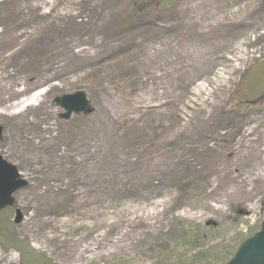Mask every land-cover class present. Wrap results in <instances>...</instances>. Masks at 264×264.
Returning <instances> with one entry per match:
<instances>
[{
    "label": "rangeland",
    "instance_id": "374dc122",
    "mask_svg": "<svg viewBox=\"0 0 264 264\" xmlns=\"http://www.w3.org/2000/svg\"><path fill=\"white\" fill-rule=\"evenodd\" d=\"M2 29L1 88L35 86L0 105L2 264H223L260 229L264 0H0Z\"/></svg>",
    "mask_w": 264,
    "mask_h": 264
},
{
    "label": "water",
    "instance_id": "95a60500",
    "mask_svg": "<svg viewBox=\"0 0 264 264\" xmlns=\"http://www.w3.org/2000/svg\"><path fill=\"white\" fill-rule=\"evenodd\" d=\"M54 102L63 110L61 118L66 121L73 115L88 116L94 113L91 101L82 90L61 95ZM2 131L0 127V137ZM27 185L28 182L21 178L18 169L0 156V210L14 207L16 204L14 194ZM22 219V213L18 210L16 224H19ZM225 264H264V219L261 229L239 245L234 256Z\"/></svg>",
    "mask_w": 264,
    "mask_h": 264
},
{
    "label": "bare ground",
    "instance_id": "6f19581e",
    "mask_svg": "<svg viewBox=\"0 0 264 264\" xmlns=\"http://www.w3.org/2000/svg\"><path fill=\"white\" fill-rule=\"evenodd\" d=\"M233 25H237V26H242V24L236 22ZM245 25V24H244ZM247 26V25H246ZM6 37V38H5ZM5 39L10 42V38L7 37V30L6 29H2L0 30V44L2 45V43L5 41ZM3 47V46H2ZM1 47V48H2ZM238 59H244V56H246V51H244L242 49V44L238 45ZM1 88V86H0ZM37 88V87H36ZM3 91V96H0V105L3 106H9L10 110L17 108L21 105H23L26 101L21 102L20 100H18V103H14V101L20 97H23L24 95L27 94V92L31 89H35V86H33L32 88L30 87H20L17 88V85L13 84V83H8L7 85H5L3 88H1ZM2 94V92H1ZM42 94H40L39 96H41ZM38 96V97H39ZM33 105V104H29L28 106ZM3 116H8L9 114L4 112L2 114Z\"/></svg>",
    "mask_w": 264,
    "mask_h": 264
},
{
    "label": "trees",
    "instance_id": "16d2710c",
    "mask_svg": "<svg viewBox=\"0 0 264 264\" xmlns=\"http://www.w3.org/2000/svg\"><path fill=\"white\" fill-rule=\"evenodd\" d=\"M243 241H245V240H242L238 245H236L235 247H234V249H233V251L231 250V253H230V255H229V258L226 260V261H228L234 254V252H235V250L237 249V247L243 242ZM226 261H224V263L226 262ZM46 264H55L52 260H47L46 261Z\"/></svg>",
    "mask_w": 264,
    "mask_h": 264
}]
</instances>
